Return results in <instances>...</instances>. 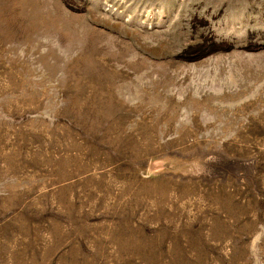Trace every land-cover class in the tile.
I'll list each match as a JSON object with an SVG mask.
<instances>
[{"label": "rangeland", "instance_id": "rangeland-1", "mask_svg": "<svg viewBox=\"0 0 264 264\" xmlns=\"http://www.w3.org/2000/svg\"><path fill=\"white\" fill-rule=\"evenodd\" d=\"M0 264H264V0H0Z\"/></svg>", "mask_w": 264, "mask_h": 264}]
</instances>
